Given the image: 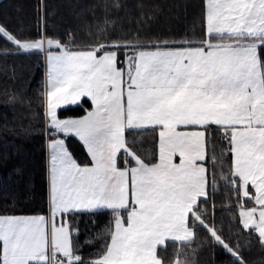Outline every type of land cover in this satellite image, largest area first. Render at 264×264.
I'll list each match as a JSON object with an SVG mask.
<instances>
[{
	"label": "snow or ice",
	"instance_id": "6c2138e0",
	"mask_svg": "<svg viewBox=\"0 0 264 264\" xmlns=\"http://www.w3.org/2000/svg\"><path fill=\"white\" fill-rule=\"evenodd\" d=\"M159 7L95 0L50 31L38 0L35 34L0 20V60L42 69L2 103L45 159L43 206L0 209V264H264V0H198L183 36L152 30Z\"/></svg>",
	"mask_w": 264,
	"mask_h": 264
},
{
	"label": "trees",
	"instance_id": "16d2710c",
	"mask_svg": "<svg viewBox=\"0 0 264 264\" xmlns=\"http://www.w3.org/2000/svg\"><path fill=\"white\" fill-rule=\"evenodd\" d=\"M48 5L49 30L63 31L69 25L86 23L90 13L88 6L95 0H44ZM140 0H127L130 5ZM147 5H159L157 19L152 30L158 34L183 36L190 26L193 5L198 0H143ZM38 0H2L0 20L9 18L12 23L22 17L30 25L32 34L36 29V5ZM184 5H188L187 12ZM147 11V9H145ZM42 69L36 58L0 60V209L8 203L17 206L18 213L38 211L45 198V159L40 125L20 109L15 112L2 103L6 87L31 92L39 82ZM33 127L31 134H13L12 129ZM219 204V200H218ZM171 253V249H169ZM256 258V254L253 255ZM200 264H224V257L209 249L202 250Z\"/></svg>",
	"mask_w": 264,
	"mask_h": 264
},
{
	"label": "rangeland",
	"instance_id": "374dc122",
	"mask_svg": "<svg viewBox=\"0 0 264 264\" xmlns=\"http://www.w3.org/2000/svg\"><path fill=\"white\" fill-rule=\"evenodd\" d=\"M2 0H0V2H1Z\"/></svg>",
	"mask_w": 264,
	"mask_h": 264
}]
</instances>
